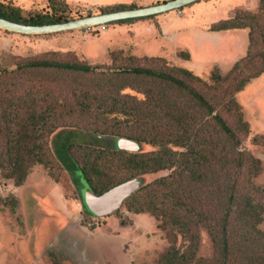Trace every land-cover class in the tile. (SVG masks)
Here are the masks:
<instances>
[{"label": "trees", "instance_id": "1", "mask_svg": "<svg viewBox=\"0 0 264 264\" xmlns=\"http://www.w3.org/2000/svg\"><path fill=\"white\" fill-rule=\"evenodd\" d=\"M48 6L50 12L25 14L0 2V18L40 26L84 17L71 15L62 0H48ZM132 9L137 8L119 4L99 12ZM245 10L212 26L213 31L247 30V46L226 74L213 67L208 81L189 69L168 67L163 60L162 67L140 66L133 56L124 65L104 68L51 59L1 67V177L22 185L31 168L43 163L42 149L55 134L58 163L72 183L81 176L96 195L127 180H140L143 174L167 170L169 174L140 186L123 202L129 212L152 216L164 233L168 245L155 264H264V230L259 227L264 222V187L253 182L261 161L240 146L241 136L249 131L235 99L264 75V0H258L253 11ZM130 20L135 18L116 23ZM65 76H72L71 82ZM72 114L93 121V136L110 134L114 141L124 137L153 149L127 155L122 163L128 176L113 180L103 166L105 150L85 148L81 157L71 151L72 143L61 133L80 128L69 123ZM229 115L236 118L232 126ZM107 119L127 126V133H106L100 126ZM252 142L264 147L263 136L252 137ZM198 229L210 238L209 257L196 254Z\"/></svg>", "mask_w": 264, "mask_h": 264}, {"label": "rangeland", "instance_id": "2", "mask_svg": "<svg viewBox=\"0 0 264 264\" xmlns=\"http://www.w3.org/2000/svg\"><path fill=\"white\" fill-rule=\"evenodd\" d=\"M62 1L68 5L71 15L85 17L87 13L100 14L102 7L133 4L143 8L165 0ZM0 2L17 6L25 14L50 12L48 0ZM257 5L258 0H197L175 10L127 22L114 21L56 33L20 34L0 28V68L13 69L15 62L33 59L82 62L104 68L124 65L133 56L140 66L162 67L163 60L168 67L189 69L208 81L213 67L226 74L245 53L244 32L238 30L233 40L227 34L229 30H222L225 34L219 38L220 33L213 31L212 26L231 18L238 9L251 12ZM183 53L188 54L187 58ZM64 78L71 82L73 77ZM235 99L249 131L247 137L241 136L240 146L261 161V169L253 182L264 187V147L252 142L254 136L264 137V75L246 85ZM227 117L232 126L235 116ZM67 119L72 126L80 127L61 133L72 143L71 151L81 157L85 148L105 150L103 166L113 180L128 176L127 165L122 163L127 155L153 149L143 142L137 143L136 151L121 149L119 140L127 138L114 141L110 134L93 136L89 129L96 125L89 118L72 114ZM100 127L106 133H127L128 130L116 119H107ZM57 140L56 134L48 139L42 149L43 163L31 168L22 185L15 186L0 175V264H155L168 243L154 218L147 213L129 212L125 203L110 215L92 214L86 206L92 190L81 176L72 183L54 156L52 143ZM167 174V170L143 174L140 186ZM259 227L264 230V222ZM197 233V256H211L207 232L198 229ZM61 235L69 237L72 246H61Z\"/></svg>", "mask_w": 264, "mask_h": 264}, {"label": "water", "instance_id": "3", "mask_svg": "<svg viewBox=\"0 0 264 264\" xmlns=\"http://www.w3.org/2000/svg\"><path fill=\"white\" fill-rule=\"evenodd\" d=\"M194 1L197 0H170L165 3H161L154 6L110 12L98 15H90L64 23L40 26L18 24L0 18V28L20 34L56 33L60 31L77 29L82 27L105 25L107 23L118 20L142 18L151 15L161 14L181 8ZM118 146L121 149H128L131 151H136L138 149L137 143L128 139H120L118 142ZM139 187L140 180L134 178L110 188L101 195H96L92 191L89 193V200L86 199V206L89 211L96 216L104 217L110 215L114 211L118 210L123 204L124 200L129 197L133 192H135Z\"/></svg>", "mask_w": 264, "mask_h": 264}, {"label": "crops", "instance_id": "4", "mask_svg": "<svg viewBox=\"0 0 264 264\" xmlns=\"http://www.w3.org/2000/svg\"><path fill=\"white\" fill-rule=\"evenodd\" d=\"M175 30V29H174ZM238 30H240V32H244V35H242L243 37H244V47H243V52H245L246 51V45H247V33H246V31L247 30H245V29H233V30H229V31H227V34L229 35V37L230 38H232L233 40H235V34L237 33V31ZM217 32H219L220 34H219V38L222 36V34H225V32H220V31H217ZM232 32V33H231ZM239 32V31H238ZM218 40H220V39H218ZM237 45V44H236ZM244 54V53H243ZM258 79V78H257Z\"/></svg>", "mask_w": 264, "mask_h": 264}, {"label": "flooded vegetation", "instance_id": "5", "mask_svg": "<svg viewBox=\"0 0 264 264\" xmlns=\"http://www.w3.org/2000/svg\"><path fill=\"white\" fill-rule=\"evenodd\" d=\"M62 236H64V235H61V241H60V244H61V246H63V247H70V246H72V244L70 245V243H71V239L69 238V237H62ZM73 246H75V244H73ZM73 250H74V248H72Z\"/></svg>", "mask_w": 264, "mask_h": 264}]
</instances>
